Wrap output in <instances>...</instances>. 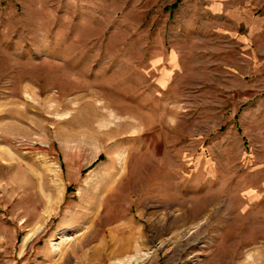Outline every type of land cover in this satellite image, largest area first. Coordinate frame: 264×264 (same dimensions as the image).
I'll use <instances>...</instances> for the list:
<instances>
[{"label": "rangeland", "instance_id": "374dc122", "mask_svg": "<svg viewBox=\"0 0 264 264\" xmlns=\"http://www.w3.org/2000/svg\"><path fill=\"white\" fill-rule=\"evenodd\" d=\"M174 1L0 0V264H264V54Z\"/></svg>", "mask_w": 264, "mask_h": 264}, {"label": "crops", "instance_id": "0c3cea01", "mask_svg": "<svg viewBox=\"0 0 264 264\" xmlns=\"http://www.w3.org/2000/svg\"><path fill=\"white\" fill-rule=\"evenodd\" d=\"M220 10L221 1L217 0ZM227 10L232 11L236 23L242 24L243 47L247 48L248 59H261L264 54V0H226ZM231 6V7H230ZM217 7V6H216ZM222 12V9L220 10Z\"/></svg>", "mask_w": 264, "mask_h": 264}, {"label": "trees", "instance_id": "16d2710c", "mask_svg": "<svg viewBox=\"0 0 264 264\" xmlns=\"http://www.w3.org/2000/svg\"><path fill=\"white\" fill-rule=\"evenodd\" d=\"M177 1H178V0H175L171 5H169V7H170L171 9H173V8L176 6Z\"/></svg>", "mask_w": 264, "mask_h": 264}]
</instances>
